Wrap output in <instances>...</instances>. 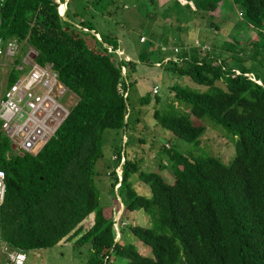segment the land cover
<instances>
[{"label": "trees", "instance_id": "16d2710c", "mask_svg": "<svg viewBox=\"0 0 264 264\" xmlns=\"http://www.w3.org/2000/svg\"><path fill=\"white\" fill-rule=\"evenodd\" d=\"M78 1L76 13L75 0H65L63 15L55 0H4L0 6V37L16 40L14 55L24 56L30 48L33 61L50 63L77 98L35 154H8L9 141L0 131L5 186L0 248L25 254L71 241L72 249L85 247L88 252L84 264H264V0L234 1L243 25L227 32L221 45L230 52L227 59L214 48L173 45L170 39L178 40V33L187 29L165 28L153 4L165 5L167 0H137L130 15L139 21L125 17L115 0ZM190 2L174 0L172 6L177 13L203 18L229 6L224 0ZM144 7L152 11L145 13ZM94 15L117 28L145 21L151 33L142 44L138 39L145 35L138 36L133 58L122 52L115 33L95 29ZM212 26L219 30L217 23ZM226 26L222 24L223 32ZM247 27L256 38L236 47ZM156 30L155 47L150 35ZM157 61L162 70L187 76L205 89L172 84L173 100L152 109L155 125L191 148L162 143L156 151L158 172H143L133 152L126 150V132L139 122L135 115L130 120L127 90L136 81L138 65L152 68ZM7 75L8 87L18 73L10 68ZM150 96L140 97V105H147ZM152 97L155 105L162 99ZM206 128L230 142L232 154L225 162L203 150L199 139ZM114 135L117 144H111ZM103 146L110 148L111 164L104 168L110 205L100 198L95 179ZM167 168L169 172L159 174ZM135 183H142L147 194H137ZM126 211L147 217L144 227L125 224L132 239L147 247V256L119 241Z\"/></svg>", "mask_w": 264, "mask_h": 264}, {"label": "rangeland", "instance_id": "374dc122", "mask_svg": "<svg viewBox=\"0 0 264 264\" xmlns=\"http://www.w3.org/2000/svg\"><path fill=\"white\" fill-rule=\"evenodd\" d=\"M56 1V0H55ZM137 0H115L116 4L120 7L122 4L123 14L125 17L128 18V15L132 14L131 11L135 8V2ZM158 1V0H157ZM174 0H167L165 5L157 4L156 2L153 4V7L157 9V14L163 20L165 28L169 30V32L173 31L175 27H181V29L186 28V33L182 31L178 33V40H174L173 38L170 39V42L173 45L182 43V44H192L195 46H200L197 49L201 50L205 48L208 49L214 48L216 53L220 55V57H225L226 59L229 57L230 52L227 50L222 49V44L224 40H227L228 34L227 32L231 29L234 30L235 28H239L243 25V21L240 19L239 9L235 5V0H224L228 7L223 6L219 7V10L216 8L215 11L209 14L208 18L206 14H203L205 18L202 16H191L188 15L187 12L177 13V8L172 6V2ZM181 3H187L192 5L190 0H180ZM154 2V1H153ZM152 2V3H153ZM81 1L75 0L73 7L75 8L76 13L79 12V4ZM158 7V8H157ZM155 10V9H154ZM63 7H58L57 12L59 15H63ZM152 11V7H144V12L148 13ZM156 11V10H155ZM128 13V14H127ZM156 17L157 20H160ZM131 16V15H130ZM134 16V17H132ZM131 17L135 18L136 21H139L137 15L133 14ZM192 17V18H191ZM213 18H218L219 20H214ZM93 20L95 22V29L98 30L100 33H115L119 40H120V47L124 46V49H121L122 52L128 54L129 56L135 58L136 56V44L137 38L139 35L141 36L138 39V42L142 44L146 41V36L151 33L150 24L144 26L145 21H142L140 25L136 26V24L132 25L130 28L126 25H117L113 26L110 20H101L100 15H94ZM217 23V29L215 30L212 25ZM222 24L227 25L225 32H223V28L221 27ZM142 25V26H141ZM140 26V27H139ZM244 31H240L238 37V44L236 47L246 45L245 39L251 38L255 39V33L249 27L243 29ZM160 31V30H159ZM161 31H163L161 27ZM160 31V32H161ZM188 32V33H187ZM152 37L153 46L159 43V36L156 32L150 35ZM149 36V37H150ZM180 36V37H179ZM204 45V46H202ZM127 49V50H126ZM29 50V48H28ZM28 50L26 52H28ZM126 50V51H125ZM120 52V51H119ZM167 56L164 57L160 62L167 60ZM174 59V57H172ZM28 62V61H27ZM26 62V64H27ZM160 62H156L153 64L152 68H148L144 65L137 66V73L134 74V78L136 81L134 84H131L128 88V97H127V105L130 111V120L134 117V115L138 118L139 122L132 124L133 130L130 131V128L127 130V135L129 136V143L130 145L126 148V150H130L133 152V155L136 156V163L139 165L140 171H156L157 170V162H159V155L156 153L160 145L166 142L170 143L171 145H175L178 148H191L190 143L183 142L180 139L174 138L171 136L170 132L162 129L160 126L155 125L150 117V113L152 109H157L163 104L164 102H169L171 99L173 100V92L170 91V86L172 84H179L185 85L190 88H198L199 90H204V87H197L194 83L187 77V76H178L168 71L162 70L160 67ZM6 69H8V60H2L0 62V92L4 88V74L6 73ZM216 85L221 86L220 83H216ZM222 87V86H221ZM150 93V99L147 105L141 106L139 103V98L144 96L145 94ZM1 94V93H0ZM160 95V101L158 105H155L153 102V95ZM77 98L74 94L67 92L60 98V102L67 108H70L76 102ZM175 103V102H173ZM137 110V111H136ZM154 124V125H153ZM129 125V127H131ZM110 136L106 134L105 137ZM135 138V139H134ZM143 139L142 143H139L137 140ZM200 143L202 148L205 152L213 154V156L219 158L221 161L225 162L228 157L232 154V148L230 142L221 137L220 133L212 130L210 128H206L204 133L200 137ZM111 144H117L118 139L113 137L111 140ZM165 146V145H164ZM109 146L107 148L103 146L102 148V157L97 161L96 168L98 169V175L95 177L96 179V186L100 193V198L102 199L105 204L110 205L112 204L107 196H111L112 194L107 193V189L109 186V181L107 175L104 174L105 166L111 164L110 150ZM200 151V150H199ZM112 153V152H111ZM112 157V155H111ZM169 172L168 168L164 171L159 173L160 175ZM134 178L133 180H135ZM144 185L141 183L133 184L134 189H136L137 194H147V190L143 187ZM127 223L130 225H137L144 227L148 225L147 217L143 215L140 211L130 212L126 211L125 219H122L120 222L121 225V233L119 234V241L120 243L129 242L136 247V250L141 255H148L147 247L143 246L142 244L138 243L134 239H132V235L130 231L125 227ZM71 242V241H70ZM66 242L63 244H55L49 248H40L34 251L25 252V262L24 264H84V257L85 254L88 255V252L85 251V247H79V250L72 249L71 243ZM79 251V252H78ZM110 264H116L114 262Z\"/></svg>", "mask_w": 264, "mask_h": 264}, {"label": "built area", "instance_id": "2783aa9c", "mask_svg": "<svg viewBox=\"0 0 264 264\" xmlns=\"http://www.w3.org/2000/svg\"><path fill=\"white\" fill-rule=\"evenodd\" d=\"M3 1L0 0V6ZM60 6L64 9V4L59 3ZM15 52L14 45L8 43L0 49V57L13 64ZM26 58L22 62L28 70L0 95V131L17 152L32 155L53 136L66 116V107L60 98L68 90L50 63L38 64L31 59L27 62ZM14 68L21 71L23 67L15 64ZM2 172L0 169V203L5 191ZM0 249L1 264H24L26 257L22 251L9 250L4 245Z\"/></svg>", "mask_w": 264, "mask_h": 264}, {"label": "clouds", "instance_id": "9594fccd", "mask_svg": "<svg viewBox=\"0 0 264 264\" xmlns=\"http://www.w3.org/2000/svg\"><path fill=\"white\" fill-rule=\"evenodd\" d=\"M59 3L60 4H64V8H65V0L63 1V2H60L59 0H58V6H59ZM58 6H57V8H58ZM30 49V48H29ZM17 53H18V51H17ZM31 55H33V51L30 49L28 52H25L24 53V56H21V57H19V56H15V58L16 57H19V62L17 63V64H21V66L23 67L22 68V70L21 71H19V70H15V68H14V64H8V66L10 67V68H14V70L18 73V78H20L21 77V75L22 74H24L27 70H28V67H27V65H24L23 64V62H22V60L25 58V56H27V58H28V60H27V58H26V61H29V59H31L32 61H33V58H31ZM14 58V59H15ZM1 59L3 60V58L2 57H0V62H1ZM14 59H13V61H14ZM35 62V61H34ZM37 63V62H36ZM39 64V63H38ZM17 78V79H18ZM16 79V80H17Z\"/></svg>", "mask_w": 264, "mask_h": 264}, {"label": "crops", "instance_id": "0c3cea01", "mask_svg": "<svg viewBox=\"0 0 264 264\" xmlns=\"http://www.w3.org/2000/svg\"><path fill=\"white\" fill-rule=\"evenodd\" d=\"M56 2H58V0H56ZM8 43H12V45H14V47H15V49H16V51H18V46H17V42H16V40L15 39H10V40H7V41H3L2 40V38L0 37V49H4V46H5V44H8ZM28 49V48H27ZM9 69H10V67L8 66V69H6V73L4 74V76H5V79H4V88L2 89V91L0 92V93H3L4 92V90L7 88V86H6V84H7V82H6V78H7V74H8V72H9ZM17 78H18V75H17ZM16 78V79H17ZM12 84V83H11ZM1 95V94H0ZM9 147H10V150H11V152L12 153H10V152H8V154H20L19 152H17L14 148H13V146L11 145V143L9 142Z\"/></svg>", "mask_w": 264, "mask_h": 264}, {"label": "water", "instance_id": "95a60500", "mask_svg": "<svg viewBox=\"0 0 264 264\" xmlns=\"http://www.w3.org/2000/svg\"><path fill=\"white\" fill-rule=\"evenodd\" d=\"M34 56L33 55H31V58H33Z\"/></svg>", "mask_w": 264, "mask_h": 264}]
</instances>
